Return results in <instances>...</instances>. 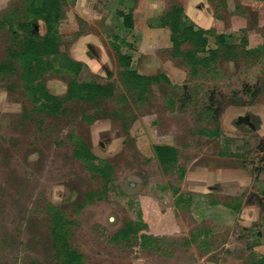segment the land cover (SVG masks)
Returning <instances> with one entry per match:
<instances>
[{
  "label": "rangeland",
  "instance_id": "1",
  "mask_svg": "<svg viewBox=\"0 0 264 264\" xmlns=\"http://www.w3.org/2000/svg\"><path fill=\"white\" fill-rule=\"evenodd\" d=\"M23 3L0 0V66H8L0 75V264L57 262L50 241L51 206L66 218L68 243L82 255V264L197 261L208 249L191 246L175 231L185 228L186 233L193 223L191 210L218 195L199 194L197 185L221 186L225 172L238 165L235 154L246 149L240 140L201 136L218 126L204 119L208 97L260 79L262 94L252 110L260 113L259 134L264 133V0H62L59 51L82 68L74 76L41 74L49 67L42 62L37 67V83L62 103L54 115L40 109L43 98L36 100L24 69L11 57L25 32L13 33L4 23L22 19ZM175 5L188 24L209 32L208 50L217 48L215 35L224 34L235 51L224 55L220 50L213 63L192 74L190 65L174 55L170 31L160 23ZM119 11L132 13V28ZM35 27V36L45 35L42 22ZM119 53L131 58L130 68L140 75L167 80L153 83L139 98L120 79ZM72 78L112 85L113 92L95 104L66 101ZM77 139L96 163L112 165L110 183L75 158ZM157 145L178 150L175 166L157 160ZM105 187V195L86 198ZM232 198L217 197L223 203ZM127 224L141 225L139 236L145 239L114 240ZM218 244L206 260L221 253Z\"/></svg>",
  "mask_w": 264,
  "mask_h": 264
},
{
  "label": "trees",
  "instance_id": "2",
  "mask_svg": "<svg viewBox=\"0 0 264 264\" xmlns=\"http://www.w3.org/2000/svg\"><path fill=\"white\" fill-rule=\"evenodd\" d=\"M64 1V0H63ZM22 19L9 18L8 25L10 30L15 33L16 30L25 32V35L18 43L19 51L11 53V57L16 59L24 69V77L28 83L33 85L32 94L36 100L43 98L41 110L48 111L51 114H57L62 103L58 99L50 96L45 89L37 83L39 72L37 67L40 62L48 64V68H44L43 73H61L67 72L77 76L82 68L81 63L71 61L67 56L61 55L59 51V32L58 25L63 13L62 0H24ZM128 24V28L133 26L132 15L121 14ZM42 22L46 28L44 36H35L33 34L35 25ZM160 23L170 31V41L176 57H181L190 65L192 74H197L199 67H207L213 63L218 57L220 50L224 55L230 54L234 50V46H229L227 36L224 34H216V49L208 50V31L195 28L186 22L183 9L177 5L161 17ZM3 24V23H2ZM17 35V34H16ZM19 37V36H17ZM125 44V42H123ZM187 45L186 50H182ZM119 47H117V50ZM230 49V50H229ZM207 53V56L204 54ZM203 54V56H201ZM118 60L121 64L120 79L123 81L129 92H134L139 98L147 92L150 85L159 83L161 79L167 80L163 75L154 77H146L140 75L130 68L131 58L119 53ZM8 71L7 65L0 66V75ZM40 77V76H39ZM113 92L112 85H101L95 82L77 83L72 78L67 84L66 101H77L85 104H95L103 99L111 96ZM74 156L77 160L85 163L87 169L94 174L99 175L105 184L110 183L113 174V167L105 161L96 163V156L90 151L88 146L81 140H75ZM157 160L165 167L175 166L177 163V154L174 147L168 145H157L154 147ZM107 187L99 193H87L86 198L92 200L98 194L105 195ZM192 200V199H191ZM190 200V201H191ZM216 204L217 201H213ZM52 212L50 241L54 252V258L57 259L55 264H82L83 257L74 251L69 243V229L67 220L55 207L51 206ZM142 226L138 224H127L117 234L114 240L130 241L131 238L136 240H144L141 234ZM143 245V243H141ZM139 245V246H141ZM141 247H144L141 246ZM30 264H37L32 262Z\"/></svg>",
  "mask_w": 264,
  "mask_h": 264
},
{
  "label": "crops",
  "instance_id": "3",
  "mask_svg": "<svg viewBox=\"0 0 264 264\" xmlns=\"http://www.w3.org/2000/svg\"><path fill=\"white\" fill-rule=\"evenodd\" d=\"M131 12V11H130ZM119 15H129L119 11ZM122 16V15H121ZM123 17V16H122ZM133 18V15H132ZM124 19V18H123ZM260 157V155H258ZM237 162L236 168L239 166ZM264 161H255V169L236 172L231 167L226 171V181L221 186L204 187L197 185L202 190L199 194H218L217 197H233L232 203L220 202L217 197L208 204H203L191 210L192 225L187 232L175 231L177 238H183L191 246L208 249L198 260L182 261L176 259L175 263L182 264H264ZM202 181L201 175H198ZM226 186V189L222 186ZM235 186L238 187L236 192ZM203 187V188H202ZM209 193V194H211ZM192 198V197H191ZM239 200V201H238ZM236 203V204H235ZM182 232V233H181ZM215 241V243H214ZM219 242V253L215 260H206V257L216 254L212 250L214 244ZM227 253L222 252V249ZM211 249V250H210ZM192 251V250H191ZM180 255V253H178ZM195 258V259H196ZM226 258V259H225Z\"/></svg>",
  "mask_w": 264,
  "mask_h": 264
},
{
  "label": "flooded vegetation",
  "instance_id": "4",
  "mask_svg": "<svg viewBox=\"0 0 264 264\" xmlns=\"http://www.w3.org/2000/svg\"><path fill=\"white\" fill-rule=\"evenodd\" d=\"M88 49L96 55V51L91 47ZM261 94L260 79L254 85L243 82L238 89H233L228 93L222 90L215 91L208 97L204 119L218 126L200 132L201 136L207 140H212V137H225L230 142L237 140L243 142L246 149L242 153L235 154V159L239 161L240 168L248 171L255 169V161H264V133L259 134L260 113H256V109L252 110ZM253 135L256 137L249 138ZM175 150L177 153L178 150L176 148Z\"/></svg>",
  "mask_w": 264,
  "mask_h": 264
}]
</instances>
